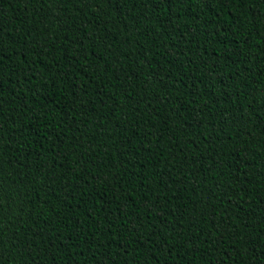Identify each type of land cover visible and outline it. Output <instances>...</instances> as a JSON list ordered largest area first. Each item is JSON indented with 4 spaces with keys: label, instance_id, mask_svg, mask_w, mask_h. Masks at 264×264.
I'll use <instances>...</instances> for the list:
<instances>
[{
    "label": "trees",
    "instance_id": "obj_1",
    "mask_svg": "<svg viewBox=\"0 0 264 264\" xmlns=\"http://www.w3.org/2000/svg\"><path fill=\"white\" fill-rule=\"evenodd\" d=\"M0 264H264V0H0Z\"/></svg>",
    "mask_w": 264,
    "mask_h": 264
}]
</instances>
